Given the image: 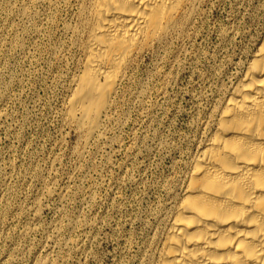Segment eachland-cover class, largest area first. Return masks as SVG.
<instances>
[{
    "label": "rangeland",
    "instance_id": "374dc122",
    "mask_svg": "<svg viewBox=\"0 0 264 264\" xmlns=\"http://www.w3.org/2000/svg\"><path fill=\"white\" fill-rule=\"evenodd\" d=\"M28 4L0 0V264H143L264 35V0H211L190 39L144 53L90 147L66 118L84 61L62 30L72 11Z\"/></svg>",
    "mask_w": 264,
    "mask_h": 264
},
{
    "label": "bare ground",
    "instance_id": "6f19581e",
    "mask_svg": "<svg viewBox=\"0 0 264 264\" xmlns=\"http://www.w3.org/2000/svg\"><path fill=\"white\" fill-rule=\"evenodd\" d=\"M26 1L53 14L72 11L75 22L64 21L62 30L84 61L66 118L88 145L105 137L115 94L144 53L189 38L211 0ZM241 63L242 73L203 123L174 211L143 264H264V35Z\"/></svg>",
    "mask_w": 264,
    "mask_h": 264
}]
</instances>
